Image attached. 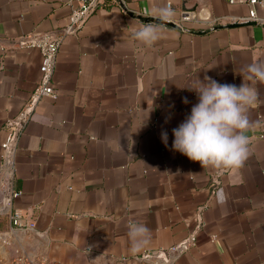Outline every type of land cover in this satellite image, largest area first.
Returning a JSON list of instances; mask_svg holds the SVG:
<instances>
[{
  "label": "crops",
  "instance_id": "0c3cea01",
  "mask_svg": "<svg viewBox=\"0 0 264 264\" xmlns=\"http://www.w3.org/2000/svg\"><path fill=\"white\" fill-rule=\"evenodd\" d=\"M165 5L171 14L161 16ZM250 7L225 0L107 2L64 37L52 79L56 98L36 102L16 143L20 193L12 205L32 216L35 230L1 216L0 259L264 264V83L256 85L258 103L242 133L250 141L242 167L202 168L172 149V129L198 103L189 89L197 79L239 86L248 65L264 62V6L254 5V19ZM69 11L67 0H0V161L9 123L41 76L40 52L18 40L61 32ZM142 25L159 31L151 46L131 34ZM133 223L150 231L136 251L128 235Z\"/></svg>",
  "mask_w": 264,
  "mask_h": 264
},
{
  "label": "clouds",
  "instance_id": "9594fccd",
  "mask_svg": "<svg viewBox=\"0 0 264 264\" xmlns=\"http://www.w3.org/2000/svg\"><path fill=\"white\" fill-rule=\"evenodd\" d=\"M158 14L170 15L171 8L165 5ZM133 37L147 46L159 38L154 25L133 28ZM239 86L221 84L211 77L197 79L194 90L198 103L178 127L172 129V149L198 161L202 168H240L250 155L249 138L243 131L250 126L249 110L258 103L257 83H264V62H255L246 67ZM183 103H188L187 98ZM168 134L161 132V140L167 146ZM128 235L133 251L139 250L150 239V231L143 223L128 225Z\"/></svg>",
  "mask_w": 264,
  "mask_h": 264
},
{
  "label": "built area",
  "instance_id": "2783aa9c",
  "mask_svg": "<svg viewBox=\"0 0 264 264\" xmlns=\"http://www.w3.org/2000/svg\"><path fill=\"white\" fill-rule=\"evenodd\" d=\"M123 0H67L69 4V14L67 21L61 32L46 33L43 35H26L18 41L23 46L36 48L41 56L40 65L41 76L31 92L30 98L20 115L11 120L9 131L5 140L1 143L3 154L0 161V217L7 216L11 226L25 230H35V221L28 213L13 207V201L18 197L20 191L15 187V151L19 132L22 130L25 122L30 118L33 107L36 102L43 97L56 98L57 91L53 86L52 79L56 66L57 54L61 43L66 35L77 34L86 18L100 5L107 2H121ZM229 3L246 2L251 5L249 18L254 19L256 12L255 4L264 6V0H225ZM189 12H183V18L188 20ZM191 235L184 240L183 245L193 242ZM43 259H31L18 256L8 262L0 259V264H43Z\"/></svg>",
  "mask_w": 264,
  "mask_h": 264
},
{
  "label": "water",
  "instance_id": "95a60500",
  "mask_svg": "<svg viewBox=\"0 0 264 264\" xmlns=\"http://www.w3.org/2000/svg\"><path fill=\"white\" fill-rule=\"evenodd\" d=\"M238 24H240V22H232V23L227 24V25L235 26V25H238ZM203 32H205V31L204 30L203 31H200V33H203Z\"/></svg>",
  "mask_w": 264,
  "mask_h": 264
}]
</instances>
